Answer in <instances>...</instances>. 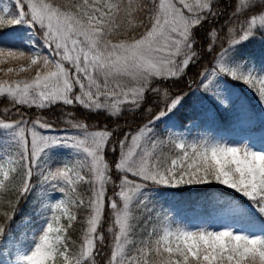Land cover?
I'll list each match as a JSON object with an SVG mask.
<instances>
[{"label": "snow or ice", "instance_id": "snow-or-ice-1", "mask_svg": "<svg viewBox=\"0 0 264 264\" xmlns=\"http://www.w3.org/2000/svg\"><path fill=\"white\" fill-rule=\"evenodd\" d=\"M218 2L152 0L150 8L144 9L141 2L136 7L131 3L125 7V0L75 3L15 0L18 13L8 24L25 25L29 33L16 37L19 48L0 47V66L11 62L20 65L0 67V72L17 76L25 72L34 74L25 79H0V95L9 98L10 103L40 109L58 102L66 106L75 103L90 112H106L109 118H119L125 106L132 112L141 109L149 92L165 103V109L149 120L148 125L140 126L131 136L127 132L123 134L124 138L119 140V157L111 163L105 159V149L114 133L107 128L88 131L85 123L69 119L66 122L82 135L56 137L42 135L37 130L52 127L42 119L31 121V127L23 119L0 120V133L8 136L19 153L15 166L7 170L0 167V216L8 224L15 216V209L9 200L12 211H5L3 197L10 191L20 167L24 173L16 190L24 195L31 190L33 166L42 167L40 161L50 151L71 148L83 154L79 167L65 165L49 169L46 175L41 172V182H57L54 187H59L65 198L45 205L52 215L45 218L39 234L33 233L28 250L18 255L16 264H57L61 259L63 264L94 262L99 252L95 239L102 226L106 202L112 212L108 231L114 240L108 264H264V235L231 229L190 231L163 226L162 230L155 227L147 230L146 237L138 242L130 239L136 226L132 223L133 208L147 210L151 201L149 183L174 188L215 182L245 198L257 215L264 216V151L252 150L247 145L164 141L151 135L150 125L183 107L186 99L183 93L173 95L167 88L154 86V81L181 79L190 66L199 63L202 52L212 56L209 65L198 73L202 93L217 105H223L225 100L218 88L230 78L246 84L256 93L258 102L264 104V65H250L236 56L239 47L257 32L264 34V0H236L226 22L219 28L215 25L209 28L203 37L204 44H200L198 30L210 18L215 20L221 15L216 10ZM141 10L148 12L146 19L135 15ZM8 11L4 9L5 13ZM124 15L128 17L127 27L121 20ZM3 23L4 17L0 16V24ZM225 29L226 37L222 35ZM37 32L44 45L54 51L55 59L38 52L28 55L23 50L25 44L35 43L33 37ZM121 32L125 33L124 38L117 39ZM165 144L172 145V149L158 153V147ZM89 161L91 179L80 171ZM113 169L118 184L110 174ZM80 183L90 185L91 197L87 201L77 190ZM109 183L118 189L111 197L106 195ZM82 206L88 209L87 228L79 251H75L67 232L77 221L74 209ZM223 210L247 215L234 201H225ZM62 219L68 221L66 226L61 224ZM7 226L0 224V237ZM99 239L102 243L103 236Z\"/></svg>", "mask_w": 264, "mask_h": 264}, {"label": "rangeland", "instance_id": "rangeland-1", "mask_svg": "<svg viewBox=\"0 0 264 264\" xmlns=\"http://www.w3.org/2000/svg\"><path fill=\"white\" fill-rule=\"evenodd\" d=\"M145 1V0H144ZM149 8L152 4V0H147ZM78 2V1H77ZM135 2H141L142 0H137ZM7 8L9 11L4 12ZM142 8L145 6L142 4ZM25 10H27L25 6ZM18 13V9L15 5V0H0V16L4 17V23L0 24V47L4 48H19L21 47L16 37L18 35H26L29 33V29L25 25H9L8 20L12 16ZM122 19V18H121ZM38 27V26H37ZM33 31H35L33 29ZM40 33L33 37L35 43L32 46L25 44L23 50L28 55H32L35 52L41 55H47L52 59H55V53L52 49L46 47L43 40L40 39ZM125 33L121 32L118 34L117 39L124 38ZM257 40L259 43H264V34L257 32L254 38L250 40ZM249 40V41H250ZM246 41L244 44L248 43ZM243 44V45H244ZM242 45V46H243ZM227 47V46H226ZM241 46L239 47V51ZM238 59L243 58L251 64H255L257 67L263 62H255L247 58L246 54L236 53ZM24 63V62H21ZM13 66L18 68L20 65L16 62L6 63L0 67ZM34 73H20L18 76L13 73L10 75H5L0 72V79L12 80V79H25L29 78L30 75ZM7 87V85H5ZM200 86V83H199ZM218 90L220 91L221 98L225 100L223 105H217L211 98L206 94L202 93V88L200 87L197 93V98L200 102L197 103V111L199 115L195 120H192L185 126L181 125L177 118L174 117V113H170L166 117L161 118L159 121H155L150 127L153 129L152 138L158 140L168 141L169 139L183 140L188 143H200L202 141H207L209 143H221L228 146H243L247 145L252 150L264 151V104L258 102V97L256 93L250 89L246 84L240 81H232L228 78L226 84H220ZM78 91V89H77ZM10 101L4 95H0V108L3 103ZM58 102L57 104H60ZM56 104V105H57ZM80 106L78 104H73ZM25 105H18L19 108ZM35 107V106H34ZM127 110V106H125ZM124 108V109H125ZM17 109L9 110V114L13 116L3 117L0 115V120L5 122H12L20 120V118L15 115ZM219 112L224 113L230 117L231 125L229 130H223L215 124L214 119L216 114ZM15 115V116H14ZM10 117V118H9ZM28 122V126L31 127V122L28 119H23ZM145 125H148L145 124ZM42 135L46 136H56V137H71L76 135H82V133L75 129L69 128L67 130H57V129H37ZM88 131H92L89 130ZM137 131L130 133L135 134ZM129 136V143L130 141ZM124 138V137H123ZM29 148L31 137L29 135ZM150 148L151 145L149 144ZM118 154L115 161L119 157V143H118ZM172 149V145L165 144L157 149V152L168 153ZM111 150V147L109 148ZM19 153L17 146L11 142L8 136L4 133H0V167L7 170L15 166V161L18 159ZM51 157V158H49ZM106 159V156H105ZM45 161H47L45 163ZM83 161V154L78 153L71 148H61L50 151L47 156L42 157L40 163L42 167L33 166V175L31 177V190L26 193L29 194L33 192L31 201H28L31 212L24 216L12 219L10 225L2 237H0V264H16L18 255L21 252L27 251L29 244L32 240L33 233L39 234L42 226H45V218L51 217L52 212L50 208L46 210L45 205H50L61 199L65 198L64 193L60 192L59 187H54V183H42L43 177L41 172L43 171L46 175L48 170H55L57 168H63L65 165L68 167H79L80 163ZM107 162L111 163L106 159ZM90 161L87 166L80 169L81 175L86 176V178L91 179V173L89 172ZM24 169L20 167L18 172L14 175L16 179L13 184L10 185V189H13L16 193V200L21 197L19 191L16 189L21 183V178L23 176ZM115 184L119 181L116 180V172L110 173ZM0 178H2V172H0ZM217 186L226 189L225 186L219 185L215 182L204 184V185H183L178 187H165L157 186L149 183L147 185L148 195L151 197V201L147 204V210L142 207H134L133 215L135 219L132 223L135 226L133 234L130 239L134 241H139L141 238L146 237L147 230L152 228L161 229L163 226H170L172 229L181 228L190 231L206 230V231H223V230H235L243 234H256L264 235V232L257 230L252 224L245 223L243 216L229 213L227 211L219 210L213 213L210 217H195L192 213L184 212L180 206L177 205L176 198L174 195V190L179 188H194V187H206V186ZM60 186H63L60 183ZM78 192L83 196L85 201L91 197V188L87 183H80L77 186ZM118 189L114 187L113 183L106 185V195L108 197L113 196V192ZM229 190V189H227ZM234 192L233 190H229ZM239 195V194H238ZM4 201H8L6 197L3 198ZM16 200L14 204V209H16ZM240 202V203H239ZM102 214V226L98 228V233L95 239V243L99 252L95 255L94 262L90 261L89 264H108L111 251L113 247V235L108 231L111 224L112 212L111 209L107 207ZM237 203L245 212H253L255 210L248 205V201L239 195ZM22 210H19V214ZM77 215V221L73 222V226L68 229L67 236L69 237V244L73 246L75 251H79V247L82 244V236L84 230L87 228L86 220L88 217V209L86 207H81L79 209H74ZM59 214V213H57ZM61 224L67 225L68 221L66 219L61 220ZM103 236V242L101 243L99 236ZM174 239V238H173ZM175 246V243L173 244ZM105 257V262L103 263V257ZM57 264H63L62 259L57 261Z\"/></svg>", "mask_w": 264, "mask_h": 264}, {"label": "trees", "instance_id": "trees-1", "mask_svg": "<svg viewBox=\"0 0 264 264\" xmlns=\"http://www.w3.org/2000/svg\"><path fill=\"white\" fill-rule=\"evenodd\" d=\"M77 1L78 0H73L74 3ZM135 1L137 0H125V7H127L128 3H131L133 7H136L137 2ZM142 1L145 9H148V1ZM59 2L63 3L64 0H59ZM235 2L236 0H219L216 10L219 11L221 15L215 20L210 18L209 21L205 23L204 27L198 30L197 40L200 42V44H204L203 37L209 28H211L213 25L219 28L220 25L226 22L229 14L232 11V7L235 5ZM135 15L138 19H146L148 12L141 10ZM121 18L122 23L125 27H127V15H124ZM241 19H243V17H241ZM222 35L226 37V29L225 33ZM224 46H227L226 39L224 41ZM217 49H219V43L217 44ZM238 54H246L247 58H250V60H254L255 62L259 63L262 61V64H264V43H261V41L259 43L254 39L250 40L248 43L241 46ZM201 57L202 58L199 60V63L195 64L194 66H190L186 75H184L181 79L154 81V86H159L161 89L167 88L173 95L183 93L186 96L183 107L173 112L174 117L177 118L179 123H181L183 126L192 120H195L197 115H199V112L197 111V103L200 102V99L197 98V93L200 90V77L198 76V73L202 70V68L208 66L212 59L211 55H205L203 52L201 53ZM14 108L17 109L15 113L17 118L19 117L20 119H28L30 122L36 119H42L51 124L52 129L63 131L72 128L71 124L66 122L71 119L73 122L79 121L85 123L88 126V129L92 131L103 130L105 128L111 130L114 135L111 137V142L107 144L105 156L106 159L112 161L118 154V143L120 139H123V134L125 132L129 134L133 133L137 131L140 126L147 124L149 120H151L161 110L165 109V103L163 99L149 92L147 93V101L143 104L141 109L132 112L126 110L125 108L123 114L119 118H109L106 112H90L84 109L82 106H66L63 105L62 102L60 104L51 106L50 108L40 109L34 106H24L19 108L18 105H13L10 103V101L5 100V103L1 105L0 115L3 117L13 116L9 114V110H14ZM69 113H71L70 117L68 115ZM214 121L219 128H222L223 130L230 129V117L224 113L219 112L216 114ZM110 147L111 150H109ZM14 192L15 191H13V189H10V191L4 195L8 201L11 200L13 206L16 200V193ZM32 196L33 192L31 191L29 194L21 195V197L17 199L19 203L16 204L14 218L24 217L31 212L32 209L30 208L32 207H29L27 203L28 201H31ZM173 196L176 198L175 202L177 205L180 206L184 212H191L195 217L210 216L215 210L217 211L222 209L225 201L238 202L239 197V195L235 192L213 185L206 186L204 188H179L174 190ZM8 201H4L5 211L10 213L12 208L8 206ZM19 210L22 211L17 214ZM246 213L247 215L243 216L245 223L250 225L252 224L257 230L264 232V216L257 215L256 212ZM0 224L10 225L4 216H0ZM105 257L106 256L103 257V263L105 262Z\"/></svg>", "mask_w": 264, "mask_h": 264}]
</instances>
